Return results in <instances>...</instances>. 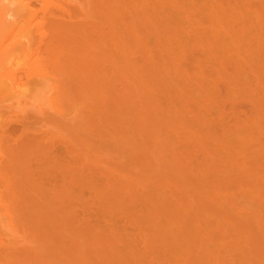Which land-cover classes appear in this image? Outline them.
<instances>
[{"label": "bare ground", "instance_id": "obj_1", "mask_svg": "<svg viewBox=\"0 0 264 264\" xmlns=\"http://www.w3.org/2000/svg\"><path fill=\"white\" fill-rule=\"evenodd\" d=\"M22 180L42 264H264V0H0L4 237Z\"/></svg>", "mask_w": 264, "mask_h": 264}, {"label": "rangeland", "instance_id": "obj_2", "mask_svg": "<svg viewBox=\"0 0 264 264\" xmlns=\"http://www.w3.org/2000/svg\"><path fill=\"white\" fill-rule=\"evenodd\" d=\"M231 104L233 103H230L228 106V103H225L224 104L225 109H228V107L232 106ZM245 106L247 107L246 103L244 102L240 101V103H237L236 108L238 107L237 108L239 110L238 113L239 112L241 113L240 109L243 108L244 110ZM232 107L235 108V105L233 104ZM237 109H235L234 111H236ZM11 127L19 129L20 125L17 124L16 122H11ZM17 132L19 131L17 130ZM193 158L191 159V161H189L191 167H193L194 165L197 166L196 165L197 163L196 164L194 163L195 159L194 162L192 161ZM23 182L24 181L22 180L19 183H15L14 185L10 184L12 187L18 190L15 193L16 200H17V196H21L22 194H24V192H25L24 194L25 197L23 202H21V198H18V201L16 203L17 206L15 209L13 207L10 208L12 213V220L14 221V225H15L13 232L10 233V235L7 237H4L2 236L3 234H0V240H5V243L10 248L7 252L0 253V264H3L2 260L4 257H6L7 259L5 264H42L39 262L40 261L39 249H40V244L44 242L43 239H45V237L42 234V229L39 224L40 223L39 220L41 217L40 215L43 212L42 207L39 204L40 197L37 196L35 191H33L32 189H28L29 187L24 185ZM86 200H88V194L87 191H84L82 196V201H86ZM89 212L84 213L85 214L84 219L87 223H89V224L86 223L87 225H92V224L94 225V219L96 221L95 218L96 216L93 211L90 210ZM79 214L83 216V213H81V211L79 212ZM120 225L122 224L120 223ZM127 226L128 225L125 224L126 228H128ZM123 227H124V223L123 226H121V228Z\"/></svg>", "mask_w": 264, "mask_h": 264}]
</instances>
